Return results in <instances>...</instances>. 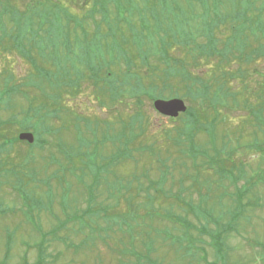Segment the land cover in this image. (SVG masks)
<instances>
[{
	"label": "rangeland",
	"instance_id": "1",
	"mask_svg": "<svg viewBox=\"0 0 264 264\" xmlns=\"http://www.w3.org/2000/svg\"><path fill=\"white\" fill-rule=\"evenodd\" d=\"M169 1L114 0L123 13L119 26L131 23L142 30L161 20L172 22L178 13ZM28 2L16 0L23 11ZM80 3L75 0L70 6L77 14ZM121 37L108 35L106 40L121 41ZM174 55L189 58L185 51ZM10 56L3 58L2 68L20 82L5 86L0 76V121L9 118L15 128L38 137L43 129L35 128L43 120L40 108L50 96V87L44 92L37 86L32 65ZM191 62L190 70L198 69ZM259 70L264 72V62ZM180 82L173 83L182 96L184 83ZM62 86L61 94L55 89L47 100L48 118L58 108L60 117L48 120L55 131L43 135L49 141L44 148L40 143L28 146L15 141L12 135L0 138V146L7 143L0 152V264H37L40 247L47 252L44 264H209L215 260L217 264H264V134L252 137L250 122L245 121L252 116L243 107L244 100H237L239 105L229 111L228 126L221 122L216 126V146L234 150L233 159L243 169V179L229 185L227 175L214 173L206 164L194 169L180 151L182 146L170 140L177 134L181 116L172 121L145 96L144 124L137 123L134 97L113 101L109 93L95 89L88 76L73 87ZM169 95L165 92L163 98ZM29 97L35 100L31 103ZM249 99L248 105L256 101ZM226 111L223 106L222 112ZM143 125L149 126L148 132L140 135ZM206 138L204 132L196 135L199 144H206ZM58 141L65 150L54 145ZM151 146L153 154L146 150ZM68 154L73 165L67 162ZM214 155L210 149L198 160L207 162ZM74 165L76 175L70 170ZM94 171L100 178L95 185ZM189 176L198 185H191ZM162 177L164 185L159 183ZM89 187L94 192L90 200ZM236 199L242 200V208H236ZM82 213L83 221L76 217ZM233 226L236 229L230 231ZM217 234L225 236L222 254L216 256L213 235Z\"/></svg>",
	"mask_w": 264,
	"mask_h": 264
},
{
	"label": "trees",
	"instance_id": "2",
	"mask_svg": "<svg viewBox=\"0 0 264 264\" xmlns=\"http://www.w3.org/2000/svg\"><path fill=\"white\" fill-rule=\"evenodd\" d=\"M65 1L29 0L23 11L16 0H0V67L4 57L15 54L32 65L39 79L37 86L44 92L48 86L51 90L40 108L43 120L35 129L43 130L34 145L40 143L39 147L44 148L48 143L43 135L55 131L48 125V120L59 118V110L52 108V116L48 118L47 107V100H51L55 89L61 94L63 84L73 87L88 76L94 87L109 93L113 101L134 97L131 100H136L138 110L133 114V120L137 123L144 124L143 97L146 96L151 103L158 97L163 98L165 92L170 93L169 98H184L190 102L189 108L181 115L177 134L170 140L182 146L180 151L193 168H203L206 164L214 173L227 175L232 182L243 179V169L238 168L233 159L234 150L228 149L227 145L221 149L216 146V126L218 122L228 126L230 110L239 105L237 100H244L242 105L252 116L246 119L251 123L252 137L264 132V72L259 70V64L264 62V2L170 0L173 11L178 13L172 22L161 20L139 30L131 23L119 26L118 19L123 13L114 0L84 3L80 0L78 14L72 9L75 0H68L67 5ZM162 2L168 3V0ZM117 34L122 35L121 41L102 39ZM178 50L185 51L189 58H176L174 53ZM189 61L198 69L190 70ZM0 76L5 86L20 82H16L14 74L6 69L0 71ZM178 77L184 83L182 96L176 93L177 87L173 83L180 81ZM249 98H256V101L248 105ZM29 100L32 103L35 99L29 97ZM223 106L227 108L225 113L222 112ZM7 127L13 132H7ZM26 127L30 129L28 125ZM148 127L143 125L140 135L147 133ZM14 130L21 131L11 124L9 118L0 121V138L12 135V139L20 141ZM199 132L206 134V144L197 143ZM136 137L132 136V139ZM59 143L65 150L66 147ZM5 146L4 141L0 152ZM210 149L215 155L200 163L198 156ZM146 150L154 153L152 146ZM226 153L232 155L227 157ZM72 157L68 154L70 160L67 162L73 163ZM230 165L231 168H227ZM189 177L193 180L191 185H198L193 176ZM161 181H165L164 177ZM194 210L192 206L191 211ZM95 211L98 213L101 209ZM83 216L76 217L83 220ZM223 236L213 235L219 251ZM42 248L40 262L47 256Z\"/></svg>",
	"mask_w": 264,
	"mask_h": 264
},
{
	"label": "water",
	"instance_id": "3",
	"mask_svg": "<svg viewBox=\"0 0 264 264\" xmlns=\"http://www.w3.org/2000/svg\"><path fill=\"white\" fill-rule=\"evenodd\" d=\"M154 106L158 112L170 117H178L181 112L187 110V105L184 100L180 98H173L169 100L157 99L154 101ZM21 140H26L29 143H34L35 135L31 132H22L19 135Z\"/></svg>",
	"mask_w": 264,
	"mask_h": 264
}]
</instances>
